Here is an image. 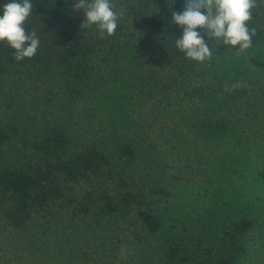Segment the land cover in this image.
<instances>
[{
  "label": "rangeland",
  "instance_id": "rangeland-1",
  "mask_svg": "<svg viewBox=\"0 0 264 264\" xmlns=\"http://www.w3.org/2000/svg\"><path fill=\"white\" fill-rule=\"evenodd\" d=\"M112 2L124 19L110 37L95 26L81 32L79 58L64 62L54 49L33 62L0 56V126L9 136L0 169L26 162L30 140L53 128L72 151L127 145L133 158L117 174L160 229L149 233L133 216H84L74 204L19 231L0 214V264H219L243 219L252 225L239 236L237 264H264V40L244 51L210 42L212 58L179 74L188 61L164 58L143 21L185 0ZM237 82L245 86L225 91ZM172 247L181 252L169 260Z\"/></svg>",
  "mask_w": 264,
  "mask_h": 264
},
{
  "label": "trees",
  "instance_id": "trees-1",
  "mask_svg": "<svg viewBox=\"0 0 264 264\" xmlns=\"http://www.w3.org/2000/svg\"><path fill=\"white\" fill-rule=\"evenodd\" d=\"M8 2L0 0V8ZM75 2L31 0L32 15L24 26L28 32L37 33L40 46L34 57L23 61L41 60L45 49H54L64 62L79 58L86 52L87 45L80 35L85 31L80 28L84 15L82 10L73 7ZM182 10L178 5L171 8L163 5L147 12L143 21L164 58H169L173 63L177 60L188 61L187 64L178 62L179 74L194 66L193 61L186 59L184 53L172 46L181 36V30L180 26L171 22V15ZM248 27L256 30L252 45L261 43L264 40V3L252 10ZM0 56L9 62L16 61L14 50L4 42H0ZM68 68L73 70L75 67L71 63ZM2 72L3 68L0 67V74ZM8 137L0 126V147L8 141ZM69 144L63 129H49L30 140L32 156L26 162L17 167L0 169V214H3L5 226L23 230L36 224L40 218L45 219V215L53 216L51 211L54 207H73L74 204L84 216L91 213L133 216L149 233L158 232L160 218L153 213V208L145 205L142 194L132 182L117 174L119 167L133 158L131 147L120 144L107 150L90 144L72 151ZM251 225V220L243 219L227 233L225 251L219 264H237L244 252L239 236L246 233ZM180 252L178 247H172L168 249L167 257L174 260Z\"/></svg>",
  "mask_w": 264,
  "mask_h": 264
},
{
  "label": "clouds",
  "instance_id": "clouds-1",
  "mask_svg": "<svg viewBox=\"0 0 264 264\" xmlns=\"http://www.w3.org/2000/svg\"><path fill=\"white\" fill-rule=\"evenodd\" d=\"M257 3L258 0H185L183 10L171 15V22L181 30V36L172 46L184 53L186 59L198 63L212 58L210 42L231 48L238 46L240 51L249 49L256 30L250 29L248 22ZM73 7L83 12L80 28L95 26L101 39L114 35L118 22L124 19V11H117L112 0H76ZM32 10L31 0H9L0 8V42L14 50V59L18 62L34 57L40 46L37 33L28 32L24 26ZM244 86L243 82H237L225 91ZM127 254L122 247L120 256L127 258Z\"/></svg>",
  "mask_w": 264,
  "mask_h": 264
}]
</instances>
